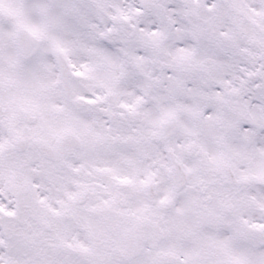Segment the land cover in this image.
<instances>
[{
  "label": "snow or ice",
  "instance_id": "6c2138e0",
  "mask_svg": "<svg viewBox=\"0 0 264 264\" xmlns=\"http://www.w3.org/2000/svg\"><path fill=\"white\" fill-rule=\"evenodd\" d=\"M0 264H264V0H0Z\"/></svg>",
  "mask_w": 264,
  "mask_h": 264
}]
</instances>
